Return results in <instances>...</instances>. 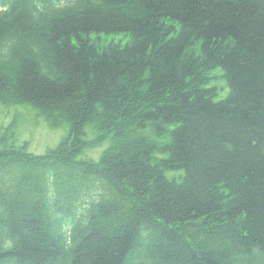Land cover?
I'll list each match as a JSON object with an SVG mask.
<instances>
[{"label": "trees", "instance_id": "trees-1", "mask_svg": "<svg viewBox=\"0 0 264 264\" xmlns=\"http://www.w3.org/2000/svg\"><path fill=\"white\" fill-rule=\"evenodd\" d=\"M0 100L70 128L0 129V264H264V0H0Z\"/></svg>", "mask_w": 264, "mask_h": 264}, {"label": "rangeland", "instance_id": "rangeland-1", "mask_svg": "<svg viewBox=\"0 0 264 264\" xmlns=\"http://www.w3.org/2000/svg\"><path fill=\"white\" fill-rule=\"evenodd\" d=\"M91 39L99 45L107 46L112 43L126 45L130 40L129 34H93ZM214 79L211 85L218 87L216 99H222L229 93V86L223 74V69L218 68L212 72ZM0 129H9L12 140L16 145H26L30 153L45 155L54 150L62 141L68 138L70 128L68 125L63 127H52L46 119L39 115L38 111L30 105H4L0 100ZM96 134L92 126L86 129L85 138L92 141ZM110 141L95 147H87L81 154V159H92L98 161L105 149L109 147ZM179 173H171L170 176Z\"/></svg>", "mask_w": 264, "mask_h": 264}]
</instances>
